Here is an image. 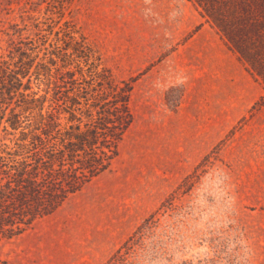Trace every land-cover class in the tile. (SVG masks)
<instances>
[{
  "label": "rangeland",
  "instance_id": "rangeland-1",
  "mask_svg": "<svg viewBox=\"0 0 264 264\" xmlns=\"http://www.w3.org/2000/svg\"><path fill=\"white\" fill-rule=\"evenodd\" d=\"M66 33L85 39L115 83L131 82L134 122L111 169L0 239V260L107 264L120 252L115 264H264V89L196 7L0 0V60L29 42L42 56Z\"/></svg>",
  "mask_w": 264,
  "mask_h": 264
},
{
  "label": "trees",
  "instance_id": "trees-1",
  "mask_svg": "<svg viewBox=\"0 0 264 264\" xmlns=\"http://www.w3.org/2000/svg\"><path fill=\"white\" fill-rule=\"evenodd\" d=\"M187 1L264 89V0ZM66 37L42 56L29 42L0 60V239L22 234L109 171L134 122L131 82L115 83L83 37Z\"/></svg>",
  "mask_w": 264,
  "mask_h": 264
}]
</instances>
